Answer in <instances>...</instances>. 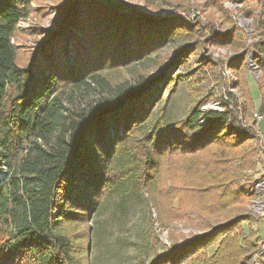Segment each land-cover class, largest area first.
<instances>
[{"label": "trees", "instance_id": "1", "mask_svg": "<svg viewBox=\"0 0 264 264\" xmlns=\"http://www.w3.org/2000/svg\"><path fill=\"white\" fill-rule=\"evenodd\" d=\"M34 1L0 0V264H90L82 240L88 238L90 246L92 215L104 191L121 183L140 185L143 164L147 184L155 188L149 174L161 175L173 157L182 172L170 193L184 197L174 218L190 222L198 213L212 230L170 247L151 264H183L199 250L202 264H250L253 253L235 229L252 220L240 210L254 198L252 184L246 189L235 181L253 165V125L242 123L235 106L203 111L202 102L169 125L162 112L156 119L152 112L160 81L168 84L162 74L137 72L122 81L109 75L148 60L193 27L126 11L114 1L57 0L54 8L65 26L42 29L23 64L15 40ZM204 3L224 17L223 0ZM260 13L257 44L264 55V4ZM242 56L230 58V65ZM231 69L237 74L236 66ZM154 205L160 213L163 206L171 209L157 197ZM224 216L232 218L212 226ZM81 224L87 227L80 230Z\"/></svg>", "mask_w": 264, "mask_h": 264}, {"label": "rangeland", "instance_id": "2", "mask_svg": "<svg viewBox=\"0 0 264 264\" xmlns=\"http://www.w3.org/2000/svg\"><path fill=\"white\" fill-rule=\"evenodd\" d=\"M115 1L122 3L123 5L114 2L126 11L136 13L132 10L136 9L139 14L153 15L159 21L177 19L181 24L193 28L176 40H169L148 60L111 72L110 77L114 81H122L133 78L137 72L147 73L152 78L162 74L168 84L160 81V94L152 104V112L156 113L155 119L162 112L169 125L186 119L189 112L201 102L202 110L207 107V110L222 111L225 106L229 109L235 106L242 123L246 126L253 125L258 136L248 143L250 148L257 147L256 155L251 159L253 165L240 171L239 179L235 181V186L249 188L264 174V158L261 154V140L264 143V65L260 62L264 55L257 44L260 34L256 30V21L264 0H223L226 11L224 17L215 8L204 7V0H188L190 3L187 8L177 6L181 0ZM56 5L57 0H36L32 3L33 11L30 16L20 22L21 31L15 43L23 64L42 39V29L57 30L66 24L60 11L54 8ZM231 27L233 29L230 32ZM77 36L80 37L81 34L78 33ZM187 47L189 49L182 60L175 64L178 53ZM241 52L244 56L233 64L238 68L236 74L231 69L233 65H230V58ZM259 62L262 65L259 66ZM225 102H229L230 107ZM255 113H262L261 121ZM248 145L246 144L247 147ZM248 150L249 148L246 149L247 153ZM173 158H168L161 167V175L150 172L149 179L154 180L155 188L147 184L145 171L149 170L143 164L137 175L141 177L140 185L137 182L121 183L104 191L100 208L92 215L90 246L88 238L82 240L84 248L89 249L90 264H151L154 258L164 255L170 247L195 241L212 230L207 219L198 213L191 215L190 222L174 218V208L183 207L184 197L174 190L170 193V189L179 183L178 178L182 172L179 159ZM174 193L175 198L167 197ZM156 197L159 203L169 202L172 210L163 206L160 213L154 205ZM251 201L240 210L248 213L252 220L240 223L235 229L236 233L243 234L242 244L247 252L253 253L250 264L260 242L264 240V219L250 209ZM231 218L224 216L213 220L212 226L228 222ZM84 227L87 224H81L79 228L81 230ZM197 253L183 264H202L198 262V256L203 250Z\"/></svg>", "mask_w": 264, "mask_h": 264}, {"label": "built area", "instance_id": "3", "mask_svg": "<svg viewBox=\"0 0 264 264\" xmlns=\"http://www.w3.org/2000/svg\"><path fill=\"white\" fill-rule=\"evenodd\" d=\"M112 1L116 2L115 0H112ZM116 3L122 4L119 2H116ZM132 10H134L136 13H139L138 10H136V9H132ZM151 16H153V15H151ZM255 116L257 117V119L259 121H261V119L263 118L262 113H255ZM261 145H262V153L261 154H262V157L264 158V143L262 140H261ZM254 182H255V185H261L264 189V174L259 176L257 178V180ZM255 214H258L261 218L264 219V205H263V211H257ZM262 263H264V240L260 242V247L258 248V250H257V252L253 258V261H252V264H262Z\"/></svg>", "mask_w": 264, "mask_h": 264}, {"label": "bare ground", "instance_id": "4", "mask_svg": "<svg viewBox=\"0 0 264 264\" xmlns=\"http://www.w3.org/2000/svg\"><path fill=\"white\" fill-rule=\"evenodd\" d=\"M168 14H170V13H168ZM231 72L229 71V74H232ZM203 110L206 111L207 107H203ZM201 121L205 122V119H202ZM249 190H250L249 192L254 196L253 200L251 201L250 209L254 213H256L257 211H263V205H264V189H263V187L261 185H255V182H254V184L250 187ZM262 264H264V263H262Z\"/></svg>", "mask_w": 264, "mask_h": 264}, {"label": "crops", "instance_id": "5", "mask_svg": "<svg viewBox=\"0 0 264 264\" xmlns=\"http://www.w3.org/2000/svg\"><path fill=\"white\" fill-rule=\"evenodd\" d=\"M261 222H262V221H261ZM258 225H259V227H260V222H259V224H258ZM261 233H262V232H261Z\"/></svg>", "mask_w": 264, "mask_h": 264}, {"label": "water", "instance_id": "6", "mask_svg": "<svg viewBox=\"0 0 264 264\" xmlns=\"http://www.w3.org/2000/svg\"><path fill=\"white\" fill-rule=\"evenodd\" d=\"M64 22H66V21H64ZM65 25H63V27H64ZM63 27H61V28H63Z\"/></svg>", "mask_w": 264, "mask_h": 264}]
</instances>
